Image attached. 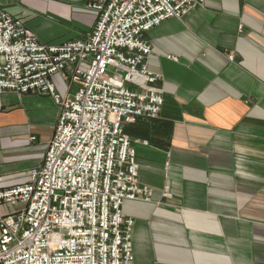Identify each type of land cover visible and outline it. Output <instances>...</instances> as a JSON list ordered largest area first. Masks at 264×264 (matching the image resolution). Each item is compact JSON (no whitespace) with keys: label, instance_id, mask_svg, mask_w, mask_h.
Listing matches in <instances>:
<instances>
[{"label":"crops","instance_id":"1","mask_svg":"<svg viewBox=\"0 0 264 264\" xmlns=\"http://www.w3.org/2000/svg\"><path fill=\"white\" fill-rule=\"evenodd\" d=\"M91 1L0 0V11L61 45L92 33ZM144 40L164 104L157 119L124 129L152 193L122 208L136 262L264 264V0H205ZM53 82L63 97L77 90L63 76ZM58 116L49 96H0L1 189L43 164Z\"/></svg>","mask_w":264,"mask_h":264},{"label":"built area","instance_id":"2","mask_svg":"<svg viewBox=\"0 0 264 264\" xmlns=\"http://www.w3.org/2000/svg\"><path fill=\"white\" fill-rule=\"evenodd\" d=\"M204 2L92 0V33L61 45L40 42L0 11V96H49L59 108L43 164L27 183L0 188V208L14 209L0 214V264H138L134 222L122 208L125 201L150 202L152 193L140 185L124 129L142 117L157 119L164 104L144 35ZM57 75L77 86L74 94L57 92Z\"/></svg>","mask_w":264,"mask_h":264},{"label":"rangeland","instance_id":"3","mask_svg":"<svg viewBox=\"0 0 264 264\" xmlns=\"http://www.w3.org/2000/svg\"><path fill=\"white\" fill-rule=\"evenodd\" d=\"M12 209H13L12 207H9L8 208L7 206H3V207L0 208V214L4 215V214H6L8 212H11Z\"/></svg>","mask_w":264,"mask_h":264}]
</instances>
